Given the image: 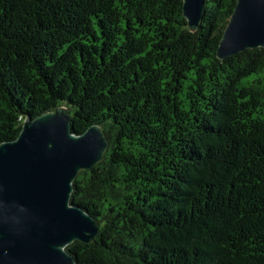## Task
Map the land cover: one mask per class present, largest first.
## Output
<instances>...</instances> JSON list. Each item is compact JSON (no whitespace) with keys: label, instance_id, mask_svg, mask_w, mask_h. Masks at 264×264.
Returning a JSON list of instances; mask_svg holds the SVG:
<instances>
[{"label":"trees","instance_id":"trees-1","mask_svg":"<svg viewBox=\"0 0 264 264\" xmlns=\"http://www.w3.org/2000/svg\"><path fill=\"white\" fill-rule=\"evenodd\" d=\"M236 0H0V144L64 107L102 160L70 204L78 264H264V48L219 60Z\"/></svg>","mask_w":264,"mask_h":264},{"label":"water","instance_id":"water-1","mask_svg":"<svg viewBox=\"0 0 264 264\" xmlns=\"http://www.w3.org/2000/svg\"><path fill=\"white\" fill-rule=\"evenodd\" d=\"M205 0H182L187 28L198 29ZM264 48V0H236L216 50L219 60ZM58 107L27 116L17 138L0 144V264H78L66 250L91 243L98 223L70 204L72 183L102 160L107 139L97 125L75 135Z\"/></svg>","mask_w":264,"mask_h":264}]
</instances>
